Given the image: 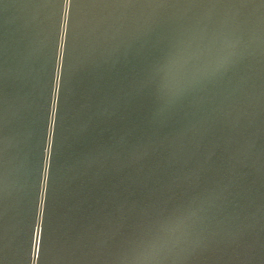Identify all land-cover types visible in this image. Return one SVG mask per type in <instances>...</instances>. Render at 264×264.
Instances as JSON below:
<instances>
[{"label": "water", "instance_id": "water-1", "mask_svg": "<svg viewBox=\"0 0 264 264\" xmlns=\"http://www.w3.org/2000/svg\"><path fill=\"white\" fill-rule=\"evenodd\" d=\"M0 264H264V0H0Z\"/></svg>", "mask_w": 264, "mask_h": 264}]
</instances>
